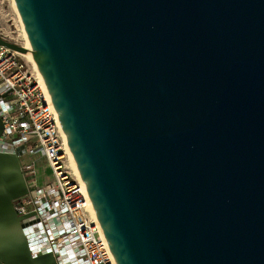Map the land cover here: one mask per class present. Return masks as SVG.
<instances>
[{"label":"water","instance_id":"1","mask_svg":"<svg viewBox=\"0 0 264 264\" xmlns=\"http://www.w3.org/2000/svg\"><path fill=\"white\" fill-rule=\"evenodd\" d=\"M14 3L116 264H264V0Z\"/></svg>","mask_w":264,"mask_h":264},{"label":"built area","instance_id":"2","mask_svg":"<svg viewBox=\"0 0 264 264\" xmlns=\"http://www.w3.org/2000/svg\"><path fill=\"white\" fill-rule=\"evenodd\" d=\"M26 63L17 51L0 45V152L20 161L27 191L15 199L13 209L22 217L28 251L31 257L50 254L55 264H116L82 185L69 171L56 109ZM39 157L51 169V179L42 184Z\"/></svg>","mask_w":264,"mask_h":264},{"label":"crops","instance_id":"3","mask_svg":"<svg viewBox=\"0 0 264 264\" xmlns=\"http://www.w3.org/2000/svg\"><path fill=\"white\" fill-rule=\"evenodd\" d=\"M1 123L0 119V129ZM20 169L15 154L0 152V264H55L47 254L31 257L20 234L21 221L13 209L15 199L25 189Z\"/></svg>","mask_w":264,"mask_h":264},{"label":"rangeland","instance_id":"4","mask_svg":"<svg viewBox=\"0 0 264 264\" xmlns=\"http://www.w3.org/2000/svg\"><path fill=\"white\" fill-rule=\"evenodd\" d=\"M23 30L18 11L14 5V0H0V37L18 45L26 46V32ZM23 59L27 62L28 68H34L33 64L27 58L23 57ZM36 167L38 168L39 183L48 182L51 179V169L48 168L47 162L39 157L36 160ZM69 168V171L72 173L73 170H71L70 164Z\"/></svg>","mask_w":264,"mask_h":264},{"label":"bare ground","instance_id":"5","mask_svg":"<svg viewBox=\"0 0 264 264\" xmlns=\"http://www.w3.org/2000/svg\"><path fill=\"white\" fill-rule=\"evenodd\" d=\"M14 5H15V3H14ZM23 31H24V30H23ZM25 38H26V37H25ZM29 46H30V45H29V42H28V40H27V43H26V46H25V47L29 48ZM17 53H19V54L22 55L23 57L27 58L28 61L31 62V63L33 64V66H34V68H35V70H36V72H37V74H38L39 85H40V87L42 88L43 92H44V93L47 95V97L49 98V94H48V91H47V89H46V85H45V83H44V81H43V78H42V76H41V74H40V71H39V68H38V65H37L38 63L36 62V59H35L34 55H33L32 53H30L29 51H28V52H17ZM63 135H64V133H63ZM64 139H65V135H64ZM66 153L68 154V157H69V164H70L71 170H73L72 173H73L74 177L76 178V180H78V181L80 182V184L82 185L83 193H84V196H85V199H86V202H87V206H88V208H89V210H90L91 216H93V217H92L93 220H94L97 224H99V223H98V220H97V218H96L97 216L95 215L94 208H93L92 203H91V201H90V199H89V196H88V194H87V192H86V189H85V187H84L83 181H82V179H81V177H80V174H79V170L77 169V166H76V164H75V161H74V159H73V157H72V154H71V152H70V149H69L68 145H66Z\"/></svg>","mask_w":264,"mask_h":264}]
</instances>
